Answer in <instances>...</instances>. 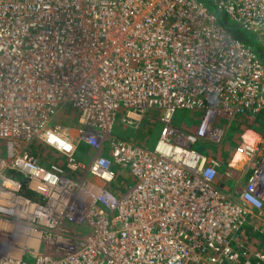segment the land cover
Masks as SVG:
<instances>
[{
  "label": "built area",
  "instance_id": "2783aa9c",
  "mask_svg": "<svg viewBox=\"0 0 264 264\" xmlns=\"http://www.w3.org/2000/svg\"><path fill=\"white\" fill-rule=\"evenodd\" d=\"M204 1L264 46V0H0V264H264L245 245L264 235V147H236L249 167L237 198L218 157L193 148L264 110V64ZM68 108L75 126H57ZM180 110L199 114L193 130L172 125ZM152 116V151L112 135ZM121 169L132 184L114 196Z\"/></svg>",
  "mask_w": 264,
  "mask_h": 264
},
{
  "label": "rangeland",
  "instance_id": "374dc122",
  "mask_svg": "<svg viewBox=\"0 0 264 264\" xmlns=\"http://www.w3.org/2000/svg\"><path fill=\"white\" fill-rule=\"evenodd\" d=\"M262 114L264 113V110L261 111ZM260 112V113H261ZM258 113V114H260ZM256 114V115H258ZM77 112H75L72 108H68L65 111V116H63L62 114L59 116L60 121L62 122V124H64L66 117H68V119H71L67 124L71 127H74L75 125L72 124V122L75 121L76 117H77ZM154 115V114H153ZM199 114H195L192 115L191 113H189L188 111H184V110H180L177 111L172 119V125L174 127L177 128H183L185 130H193L196 127V121H194V118H198ZM247 117V118H246ZM238 118H246L247 120H252L251 116H238L236 117L229 125V129L228 132L231 130L233 133L236 130V126H235V120H237ZM259 121L264 120V116H261L258 118ZM160 121L158 116H152V118H146V120L142 121L141 125L138 128V131H136L137 133L134 134L133 131L131 130H127L125 132H122L121 127L118 125V122L115 124L113 131H112V135L116 136L118 138L121 139H128L129 136H134L137 144L139 145H143L146 149L152 151L153 147L156 143V140L158 138V134L160 132ZM227 132V134H228ZM258 133V132H257ZM241 132H239L236 136L231 135V137L235 138V140L238 139V137L240 136ZM260 136L264 135L259 133ZM264 137V136H263ZM240 139V137H239ZM227 141L230 142V148L227 152H224L223 154V148H224V143L227 144ZM242 141V140H240ZM232 140H230L228 138V135L225 136V138L223 139L222 143L212 146V145H207V147H205L203 144L201 143H197L193 146V148L199 152L204 153V150L206 148V152L211 153L214 156L219 157L218 160L220 162V164L222 165V157H229V159H227L226 161H224L225 163H227L229 161V163L231 164L233 161V156H234V152L236 151V148L233 149L232 146ZM5 143L0 141V152H5ZM263 146V144H262ZM264 147V146H263ZM233 149V151H232ZM83 150V147H79V152H78V156L81 154ZM222 150V152H220ZM32 153L38 158L39 161H41L42 163H45L44 165H49L50 163H60L62 165V162L60 160V156L57 155V153L52 150L51 148L45 146L44 144H42L41 142L35 141L33 143V146L31 148ZM214 153H219L218 155H215ZM223 155V156H222ZM63 167H65L64 163H63ZM130 177H127L126 174L124 175H120L118 176V179L116 178L115 181L109 185L108 189L111 187H115L114 189L117 190V196H120L132 183H130ZM125 184H128V186L126 187ZM27 195V194H25ZM253 240H259L258 237H254L252 238ZM250 240V239H249ZM26 261L28 262H33L32 258H26Z\"/></svg>",
  "mask_w": 264,
  "mask_h": 264
},
{
  "label": "crops",
  "instance_id": "0c3cea01",
  "mask_svg": "<svg viewBox=\"0 0 264 264\" xmlns=\"http://www.w3.org/2000/svg\"><path fill=\"white\" fill-rule=\"evenodd\" d=\"M241 128H242V126H236L235 132L233 133L230 130L227 135L228 136H231V135L236 136L239 132H241V134L239 136L240 139L238 137L237 140H239V141L242 140L245 142L248 141L247 143L250 142V144H254L255 142H258V143H261L260 144L261 147H262V144L264 146V137H263L264 135L260 136V134L257 133V131H254L250 128H248L246 130H242ZM125 129L128 130V128H125ZM262 134H264V132ZM231 140L235 141V138L231 137ZM228 144L230 145L229 141H227V144L224 143L223 154H224V152L227 151L226 148H228V150H229L230 146ZM220 152H222V150ZM214 154L219 156V153H214ZM241 154L242 153H240V152L234 154V156L232 158L233 161L231 163L232 165L229 163V161L227 163L224 162L227 159H229V157H227V158L222 157V165H220V167L218 168L217 183L219 185H221L228 194H230L231 196L236 197V198L239 197V195H240L241 191L243 190L245 183H246V175L248 173L245 174L244 170H247L249 172V170H248L249 167L238 168L242 164V162H241L242 159L246 160V155H241ZM82 157H83V155H82ZM244 162H243V164H244ZM225 172L231 173L230 179H226V177L224 175ZM261 213L264 215V207H263V210ZM257 237L261 241L253 240L252 238H250V240H249V238H248L247 241H245V245L253 251H255V250L264 251V235L256 236V238Z\"/></svg>",
  "mask_w": 264,
  "mask_h": 264
},
{
  "label": "trees",
  "instance_id": "16d2710c",
  "mask_svg": "<svg viewBox=\"0 0 264 264\" xmlns=\"http://www.w3.org/2000/svg\"><path fill=\"white\" fill-rule=\"evenodd\" d=\"M205 5L211 10L213 11L217 18L218 21L221 25H223L230 33L231 35H233L235 38L239 39L240 41H242L245 44L250 45L253 50L255 51L256 55L258 56V58L261 60V62L264 64V46L257 41L254 37H252L251 35L242 32L238 26H236L234 23H231L228 18L222 13L217 11L213 4L209 1H204ZM67 110V109H66ZM65 110V111H66ZM65 111H63L62 115L65 116ZM264 116V113L262 114V112L258 115H254L252 116V120H247L246 118H238L237 120H235V126H242V130H246L248 128L257 131L258 133H263L264 132V120L259 121L258 118ZM71 119H68V117H66V121L69 122ZM228 138L231 140V136H228ZM239 140H232V145H233V149L236 148L239 144ZM232 149V151H233ZM227 150V151H226ZM226 152H228V148H226ZM4 152H0V156H3ZM121 174L124 175L126 174L124 171H121ZM127 175V174H126ZM14 178H19V176L17 175H13ZM118 179V178H117ZM126 187L128 186V184H125ZM115 187H112V190L114 191L113 195L117 196V190L114 189ZM26 196L30 197L29 194H27Z\"/></svg>",
  "mask_w": 264,
  "mask_h": 264
},
{
  "label": "bare ground",
  "instance_id": "6f19581e",
  "mask_svg": "<svg viewBox=\"0 0 264 264\" xmlns=\"http://www.w3.org/2000/svg\"><path fill=\"white\" fill-rule=\"evenodd\" d=\"M259 4H260V2H258ZM93 25V22H90V21H84V22H82L81 24H80V26H79V28H78V31L79 32H83L85 35H86V39H87V42L86 43H81V46H80V48H81V51H82V53H84V52H88L89 50H90V44H89V40H90V36H91V32H89V29L91 28V26ZM113 33V35L115 36V40H118L119 38H121V34H119V33H116V32H111L110 34H112ZM97 34H99V33H97ZM83 55V54H82ZM137 83V82H136ZM121 90H125L123 87L121 88H117V93L118 92H120ZM134 92H133V89L131 90V92L127 95L128 97H129V101H131V102H137L138 101V98H136V97H132L131 96V94H133ZM139 102V101H138ZM151 103V102H150ZM54 122H55V124L57 125V126H63V124H62V122L60 121V119L58 118V116H55V118H54ZM65 123H64V125H67V126H69L67 123V121L65 120L64 121ZM75 122H76V119H75V121L74 122H72V124H74L75 125ZM125 128H127V127H125ZM253 136V135H252ZM248 142V141H247ZM239 143H241V142H239ZM250 143V142H249ZM239 145V144H238ZM236 153H238V152H236ZM235 153V154H236ZM241 153V152H240ZM241 155H243V154H241ZM245 155V154H244ZM91 156H94V155H92L91 154ZM245 160H243L242 159V164H241V166H239L238 168H241V167H243V162H244ZM15 163L17 164V166H22V167H24V168H26V169H30V164H29V162H26L25 160H22V159H17L16 161H15ZM244 172H245V174H247V173H249L247 170H244ZM4 190H3V188H2V186H1V188H0V196H2L1 194H2V192H3ZM6 193V192H5ZM5 193H4V195H5ZM3 195V196H4ZM0 199H2L3 201H4V203L3 204H7V203H9V201H5L4 200V198H0ZM7 221V220H6ZM6 221H0V229H4V226H5V224H7L6 223Z\"/></svg>",
  "mask_w": 264,
  "mask_h": 264
},
{
  "label": "clouds",
  "instance_id": "9594fccd",
  "mask_svg": "<svg viewBox=\"0 0 264 264\" xmlns=\"http://www.w3.org/2000/svg\"><path fill=\"white\" fill-rule=\"evenodd\" d=\"M145 120H146V118L144 119V121H145ZM160 129H161V126H160ZM125 131H127V130H122V132H125ZM133 132H134V134L137 133L136 131H133ZM227 132H228V131H227ZM159 133H160V132H159ZM226 135H227V133H226ZM226 135H225V136H226ZM158 136H159V134H158ZM130 137H133V138H134V136H129V138H130ZM157 140H158V138H157ZM157 140H156V142H157ZM155 145H156V143H155ZM155 145H154V147H155ZM140 146H141L142 148L146 149L143 145H140ZM154 147H153V149H154ZM146 150H148V149H146ZM149 151H150V150H149ZM234 154H235V152H234ZM120 171H122V169H121ZM120 171H119V172L116 171V172H117V173H120ZM124 172H125V171H124ZM125 173H126V172H125ZM118 176H119V175H118ZM118 176H117L116 178H118ZM127 177H129V176L127 175ZM130 180H131V179H130ZM114 181H115V180H114ZM114 181H113V182H114ZM131 182H132V181H131ZM131 182H130V183H131ZM111 184H112V183H111ZM111 184H110V185H111ZM111 188H112V187H111Z\"/></svg>",
  "mask_w": 264,
  "mask_h": 264
}]
</instances>
